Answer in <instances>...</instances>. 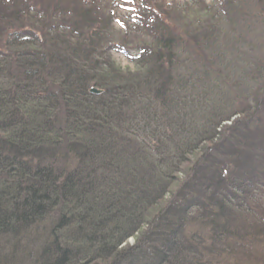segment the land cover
Instances as JSON below:
<instances>
[{
    "label": "trees",
    "instance_id": "obj_1",
    "mask_svg": "<svg viewBox=\"0 0 264 264\" xmlns=\"http://www.w3.org/2000/svg\"><path fill=\"white\" fill-rule=\"evenodd\" d=\"M164 1L0 0V264L264 260V59L214 15L264 0Z\"/></svg>",
    "mask_w": 264,
    "mask_h": 264
},
{
    "label": "rangeland",
    "instance_id": "obj_2",
    "mask_svg": "<svg viewBox=\"0 0 264 264\" xmlns=\"http://www.w3.org/2000/svg\"><path fill=\"white\" fill-rule=\"evenodd\" d=\"M104 4V6L111 5L112 0H101ZM108 1V3H107ZM118 1H124V0H118ZM127 1V0H126ZM191 2V0H166L164 1L166 4H171L172 6H175L177 4L181 5L184 2ZM203 2L206 4H209L210 1L209 0H198V2ZM158 3H161L160 1ZM157 3V4H158ZM221 4V3H220ZM159 5V4H158ZM128 6V5H127ZM125 7V5H124ZM109 10L111 8H108ZM117 11L114 12L117 13V16H119L118 18L123 19V21H127L128 20V25H130V23H132V19L135 18V14L130 10V11H126V10H120L119 8H116ZM112 10V9H111ZM257 16H253L252 20L247 22L249 19L246 18V16H249V14L247 13V15L242 18L240 17L237 22L234 24L233 21L230 22L229 18L221 17L220 14H218L219 12L217 11L215 15L216 17V21H217V25L218 27L221 25V29H222V35L220 36V38L222 40H227L228 42L234 41L235 39L239 38V36H246V40L249 42V46H240L241 51L238 52V54H240V57L236 55V58L233 59L234 63L232 64L233 66H235L236 68L238 67H243L244 62H246V60L252 61L253 56H256L257 58H259L258 60H260V62L263 61L264 59V26L262 25V23H264V14L258 12L261 11L259 9V7H255L254 8ZM252 9V11H254ZM192 11H190V13L186 12L183 14L188 15L189 19H193V22H197L196 19L202 18L203 15H201L199 12L198 13H193ZM241 16V14H240ZM183 16H180L179 14H174L172 15L170 18L167 19L168 23H171L172 27H175V29H181L182 27L186 26L185 21L183 20ZM129 18V19H128ZM263 18V20H260L258 22V19ZM223 19V21H222ZM257 20V24L255 23V21ZM256 25V28H254ZM257 34V35H256ZM130 37H136L133 38L135 40L138 41H148V38L141 36V35H131ZM237 37V38H236ZM115 38L117 39H121L122 35L121 34H115ZM132 39V38H131ZM242 41H244L245 39H241ZM255 48V51H254ZM120 61L121 64L126 65V59L122 57V55L118 54L117 57ZM260 65H262V63H260ZM263 66V65H262ZM241 67V68H242ZM214 71V70H213ZM213 78L216 77V72L212 75ZM264 80V79H263ZM226 86L230 87V88H235V85L232 82H228V84H226ZM237 90V89H235ZM232 97L234 98L233 92H232ZM249 100H252V95L249 94L247 96H245V98H240L239 100V106H237L235 109H239L240 111H245ZM262 114L264 115V111L262 112ZM242 115H238L239 119H242L241 117ZM224 123V122H223ZM222 123V124H223ZM226 124H230L227 123V121H225ZM264 139V120L258 124V126L254 129V131L248 136V138L245 140L244 145L248 146V150L246 151H252L253 150V146L255 147V149L260 146L262 148H264V141H262ZM260 143H263L260 144ZM245 151V152H246ZM250 194L252 195V192L250 191ZM255 194V193H254ZM246 202L248 203V205L253 209L256 210L257 212L259 211V209L264 208V198L263 199H252L249 197L245 198ZM257 201V202H255ZM258 214V213H257ZM261 214L264 215V212H262L261 210ZM242 228L244 230V233H249L250 230V226L249 225H242ZM129 244L133 243V239L130 240V242H128ZM260 264H264V260L261 261Z\"/></svg>",
    "mask_w": 264,
    "mask_h": 264
},
{
    "label": "water",
    "instance_id": "obj_3",
    "mask_svg": "<svg viewBox=\"0 0 264 264\" xmlns=\"http://www.w3.org/2000/svg\"><path fill=\"white\" fill-rule=\"evenodd\" d=\"M90 92H91V93H94V94H99V93H101L100 90L95 89V88H91V89H90Z\"/></svg>",
    "mask_w": 264,
    "mask_h": 264
}]
</instances>
